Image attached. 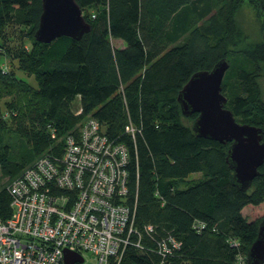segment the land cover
Returning a JSON list of instances; mask_svg holds the SVG:
<instances>
[{"label": "trees", "instance_id": "1", "mask_svg": "<svg viewBox=\"0 0 264 264\" xmlns=\"http://www.w3.org/2000/svg\"><path fill=\"white\" fill-rule=\"evenodd\" d=\"M76 2L90 30L80 39L40 42L34 31L41 0H0V126L10 118L31 124L21 126L28 133L25 144L0 143L3 174L16 177L48 150L54 142L48 124L58 136L73 130L78 119L94 117L109 137L127 146L136 224L153 228L142 236L145 250L129 248L124 259L157 261L152 250L170 234L180 242L171 257L174 264H234L257 235L259 220H248L242 209L264 200V163L250 187L239 189L226 162L229 142L197 136L192 123H183L176 97L195 71L209 70L224 58L225 106L235 120L264 125L256 59L246 51L227 50L238 0ZM8 25L27 29L33 39L20 44L13 56L2 44ZM118 39L123 43L114 46ZM22 75L32 76L37 86ZM4 93L13 95L5 110ZM76 100L82 107L78 115L71 111ZM127 124L135 128L133 134L125 131ZM6 165L15 169L7 171ZM193 173L200 176L190 178ZM9 213V196L2 188L0 218Z\"/></svg>", "mask_w": 264, "mask_h": 264}, {"label": "built area", "instance_id": "2", "mask_svg": "<svg viewBox=\"0 0 264 264\" xmlns=\"http://www.w3.org/2000/svg\"><path fill=\"white\" fill-rule=\"evenodd\" d=\"M81 112L78 103L74 113ZM47 127L55 139V128ZM125 131L135 128L127 124ZM129 160L127 146L91 116L65 133L61 146L53 142L6 187L10 213L0 218V264H65L64 250L82 257L74 264H122L129 248L145 250L142 236L153 228L136 224ZM179 247L170 234L160 238L151 264H174ZM234 264H246L245 255L238 253Z\"/></svg>", "mask_w": 264, "mask_h": 264}, {"label": "water", "instance_id": "3", "mask_svg": "<svg viewBox=\"0 0 264 264\" xmlns=\"http://www.w3.org/2000/svg\"><path fill=\"white\" fill-rule=\"evenodd\" d=\"M90 30L76 0H41V12L34 38L49 42L59 36L80 39ZM264 44V29L262 31ZM228 62L218 60L209 70H197L177 93L181 113L185 117L196 114L191 128L200 137L229 142L226 162L232 170V183L247 190L264 163V130L250 123H239L225 106L226 96L221 83ZM246 264H264V216L258 223L257 235L246 252ZM65 264L81 262L82 257L64 250Z\"/></svg>", "mask_w": 264, "mask_h": 264}, {"label": "rangeland", "instance_id": "4", "mask_svg": "<svg viewBox=\"0 0 264 264\" xmlns=\"http://www.w3.org/2000/svg\"><path fill=\"white\" fill-rule=\"evenodd\" d=\"M264 29V2L263 0H238V5L233 13V29L230 34L229 41L227 43L228 51H246L249 52L253 59H256V62L260 68L259 75L257 76V83L260 88L261 100L264 103V50L262 49V31ZM3 30V28H2ZM1 30V32H2ZM3 46L10 53L11 56L17 54V49L19 51L20 44L26 45L29 42H32L33 39L27 35V29L21 31L17 25H8L4 28V35L2 36ZM114 46H119L123 43L122 40H113ZM5 64L8 63L9 59L3 58ZM20 76L21 74H18ZM30 75V74H28ZM21 77V76H20ZM22 77L31 83L33 86H37V82L32 76L22 75ZM12 95V94H11ZM11 95L4 93L2 97V102H7L6 105H2V108L5 110L6 107H9L10 102L13 103V98ZM1 102V103H2ZM78 101L76 100L75 104H72V113L78 108ZM84 118L78 119L73 126V129H77ZM239 123H246L240 118L236 119ZM182 121L185 124L192 123V120L189 117H182ZM28 127L31 125L27 121L18 122L17 119H7L5 123H2L0 126V143H5L11 145L12 143L19 142L23 144L26 141L28 136L27 130L21 128V126ZM46 127V125H45ZM264 130V125L261 127ZM70 131V130H69ZM66 131L61 132L60 135L55 137L54 142L57 145L62 144V139ZM25 144V143H24ZM7 167V168H6ZM4 167L0 166V189L6 188L7 185L13 179L10 173L3 174ZM5 168L7 171L15 169L12 165H6ZM26 168V167H25ZM23 168L17 173L18 175L22 172ZM16 176V175H14ZM200 176V173H193L190 175V178H197ZM242 213L247 217L248 220H261L264 216V200L258 205H247L245 209H242ZM243 254V253H242ZM245 255V254H244ZM88 258H91L90 254L86 255ZM90 261V259H88ZM122 264H134L128 262L126 259L123 260Z\"/></svg>", "mask_w": 264, "mask_h": 264}, {"label": "bare ground", "instance_id": "5", "mask_svg": "<svg viewBox=\"0 0 264 264\" xmlns=\"http://www.w3.org/2000/svg\"><path fill=\"white\" fill-rule=\"evenodd\" d=\"M74 115H76L75 113H74ZM56 130V129H55Z\"/></svg>", "mask_w": 264, "mask_h": 264}, {"label": "crops", "instance_id": "6", "mask_svg": "<svg viewBox=\"0 0 264 264\" xmlns=\"http://www.w3.org/2000/svg\"><path fill=\"white\" fill-rule=\"evenodd\" d=\"M246 207V206H245ZM245 207L243 209H245Z\"/></svg>", "mask_w": 264, "mask_h": 264}]
</instances>
